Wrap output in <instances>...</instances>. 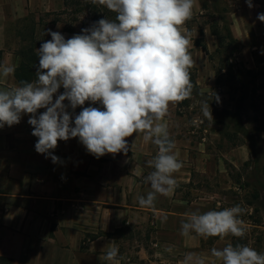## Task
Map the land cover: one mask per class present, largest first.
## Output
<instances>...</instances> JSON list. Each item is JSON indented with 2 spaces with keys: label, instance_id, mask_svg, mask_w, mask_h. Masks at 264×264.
<instances>
[{
  "label": "crops",
  "instance_id": "crops-1",
  "mask_svg": "<svg viewBox=\"0 0 264 264\" xmlns=\"http://www.w3.org/2000/svg\"><path fill=\"white\" fill-rule=\"evenodd\" d=\"M227 2L233 7L234 38L248 41V47L252 40L264 43V22L257 19L258 13H264V0H252L251 9L245 0ZM200 9L196 0L193 15ZM64 11L65 0H0V72L3 66L14 68L7 77L0 74V88L19 84L16 71L22 46L33 42L38 49L51 40L48 29L65 39L75 35L65 29ZM184 28L188 31L189 27ZM205 38L208 45L215 36L206 33ZM196 40L191 35L189 51L195 63L190 71L195 73L197 87H213V66ZM259 47L264 52V46ZM63 92L61 87L53 100ZM87 106L102 109L98 102H86L74 112L68 108L73 126L75 115ZM44 111L39 109L37 117ZM30 115L22 114L20 123L0 128L1 257L12 259L13 264H116L104 258L114 245L119 264H180L189 252L204 258L205 264H222L210 250L225 247L224 237L212 243L195 234L182 237L180 225L186 214L217 208L215 200L220 194L211 190L214 181L217 190L236 189L229 169L239 170L252 160L246 146L222 152L216 139L222 140L223 133L208 135V129H194L179 103L170 105L164 123L183 162L174 174L178 187L167 196H158L155 207L142 208L138 197L151 190L144 182L153 170L147 162L158 151L154 143L144 141L143 133L127 138L129 146L134 141L127 156L121 152L97 158L78 137L58 141L51 151L60 162L54 164L35 150L38 138L32 135Z\"/></svg>",
  "mask_w": 264,
  "mask_h": 264
},
{
  "label": "clouds",
  "instance_id": "clouds-1",
  "mask_svg": "<svg viewBox=\"0 0 264 264\" xmlns=\"http://www.w3.org/2000/svg\"><path fill=\"white\" fill-rule=\"evenodd\" d=\"M94 2L115 12V19H99L68 39L48 29L51 40L36 49L37 78L0 88V128L18 124L22 114H31L28 123L38 138L35 150L54 164L60 162L51 151L58 141L78 137L97 158L121 152L127 156L134 143L129 146L127 138L143 133L144 141L154 143L158 151L147 162L153 170L144 177L151 190L139 196L138 203L142 208H153L158 196H167L178 187L174 174L183 168L164 120L170 105L192 95L190 69L195 62L189 51L191 33L184 25L192 18L196 0ZM245 2L250 9L254 6L252 0ZM257 19L264 22V13H258ZM13 72V67L3 66L0 74L7 77ZM61 87L64 92L53 100ZM86 102H98L102 109L83 107L73 126L68 108L74 112ZM201 103L204 115L212 118L209 101ZM39 109L46 111L37 117ZM244 213L240 204L191 212L181 221L180 235L243 237ZM162 219L166 221L167 216ZM210 252L222 264H264V253L246 244L229 243ZM118 253L113 245L104 258L119 264ZM180 264H205V260L189 252Z\"/></svg>",
  "mask_w": 264,
  "mask_h": 264
},
{
  "label": "rangeland",
  "instance_id": "rangeland-1",
  "mask_svg": "<svg viewBox=\"0 0 264 264\" xmlns=\"http://www.w3.org/2000/svg\"><path fill=\"white\" fill-rule=\"evenodd\" d=\"M84 1L93 2L96 8L86 9L81 14H76L81 23L76 24L78 32L91 27L96 19H115L116 13L107 9L106 6L100 5L94 0ZM199 1L200 11L193 15L185 25L189 27L188 32L197 37V46H202L203 50L207 51L215 72L216 84L208 88L193 87L191 97L180 102L179 106L182 113L187 116L189 125H192L194 129L198 131L208 129V135L223 133L222 140L216 139V144L220 145L222 152H229L232 148L240 146H246L249 149V153L253 157L252 160L239 170L229 169V173H232V177L238 182L235 186L236 189L217 190L214 181V187L211 186V190L220 194L216 198L218 200H215L217 207L215 210L235 204H240L245 209V213L241 217L244 221L245 235L243 237L231 235L224 237L227 241L226 245L229 243L233 245L246 244L258 252L264 253V61H260V57H264V52L260 51L259 47L264 46V43L252 40L248 47V41L240 42L236 39L238 41L237 49L230 57L229 42L219 43L218 36H225L226 27L231 29L230 17L233 7L229 6L227 0ZM93 5L92 7H94ZM70 18L71 13L69 12L64 19ZM88 21L90 25H88ZM84 23L88 26H84ZM206 33L210 37L215 36L214 42L213 40L209 42V47L205 38ZM254 46L257 49L254 50ZM190 75L191 79L193 78L195 81V73L190 71ZM253 91L257 93L252 95ZM217 97L219 102H217ZM241 98H245L242 103L244 106L242 123L249 130V137H246L239 129L238 123H231L225 114L226 111H234ZM250 99L257 104L258 110L252 111L249 108ZM202 101H209L212 118L204 115ZM230 167L232 166L229 164L228 168ZM217 202H220V205ZM215 238H209L208 242L212 243Z\"/></svg>",
  "mask_w": 264,
  "mask_h": 264
},
{
  "label": "trees",
  "instance_id": "trees-1",
  "mask_svg": "<svg viewBox=\"0 0 264 264\" xmlns=\"http://www.w3.org/2000/svg\"><path fill=\"white\" fill-rule=\"evenodd\" d=\"M93 2H85L84 0H65V6H66V11H64V14L68 16V13H71V18L67 19L66 21V30L70 33L73 34H81V32H78L76 29V24L80 23L79 21V17L76 16V14H81L82 12H84L86 9L89 10H93L95 9V4L93 5L94 7H92ZM217 9V6L215 7ZM96 19V18H95ZM98 19L95 20V22H97ZM94 22V21H93ZM81 24V23H80ZM85 24V25H84ZM84 26H88L90 25V22L88 21V25L86 23H84ZM225 36L220 37L218 36V34H215L216 36H218L219 39V43L224 44L226 41L229 42L228 46L230 48V54L229 56L232 57L237 49V45H238V41L234 38L233 33L231 31V29H229L228 27H226L225 29ZM225 41V42H224ZM221 44V46H222ZM37 44L35 43H30V44H26L25 46H22L19 51H18V56L20 57L21 61H20V65L16 71V78L18 80V82L20 83V81H34L37 77H36V72L39 66V57L36 54V49H37ZM207 52V51H206ZM2 58V52H0V60ZM260 61H264V57H260ZM250 72V71H248ZM191 82L193 84V87L196 86V83L194 81V79H191ZM256 91L252 92V95L256 94ZM245 100V98H241L238 102L237 105L235 107L234 111H226L225 114H227V116L229 117L230 122L232 123H238L239 124V129L243 132V134L246 137H249L250 133L249 130L243 125L242 123V111L244 110V106L242 105L243 101ZM249 108L252 111H256L258 110V106L257 104L250 99V103H249ZM229 121H227V123L230 124ZM263 130V129H261ZM260 130V131H261ZM238 184V182H236ZM0 264H13V260L7 257H1L0 256Z\"/></svg>",
  "mask_w": 264,
  "mask_h": 264
}]
</instances>
